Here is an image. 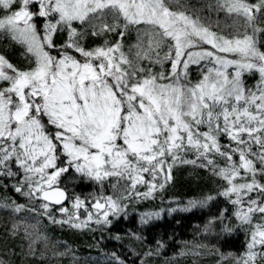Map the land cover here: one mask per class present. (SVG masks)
Masks as SVG:
<instances>
[{
	"label": "snow or ice",
	"instance_id": "obj_1",
	"mask_svg": "<svg viewBox=\"0 0 264 264\" xmlns=\"http://www.w3.org/2000/svg\"><path fill=\"white\" fill-rule=\"evenodd\" d=\"M215 6L230 16L233 33L213 31L196 6L171 0H0V35L23 43L27 59L18 66L0 53V177L28 201L4 197L3 207L39 210L77 228L111 225L128 215L133 197L162 189L173 164L193 152L187 162L199 163L220 184L184 207L224 197L229 206L204 230L218 225L230 233L234 218L248 231L237 264H264V0H216ZM130 26L137 39L125 51ZM109 34L118 38L109 41ZM88 36L104 37L103 43L86 46ZM201 61L210 66L193 81L189 66ZM246 73H258L251 86ZM69 168L100 185L94 211L83 219L85 200L60 186ZM109 177L116 181L106 193ZM138 184L147 185L145 193L136 191ZM69 198L71 213L62 203ZM52 202L66 221L51 214ZM159 215L141 213L140 223ZM22 222L11 225L12 235ZM37 224L24 234L39 238ZM130 235L147 240L143 228Z\"/></svg>",
	"mask_w": 264,
	"mask_h": 264
},
{
	"label": "trees",
	"instance_id": "obj_2",
	"mask_svg": "<svg viewBox=\"0 0 264 264\" xmlns=\"http://www.w3.org/2000/svg\"><path fill=\"white\" fill-rule=\"evenodd\" d=\"M171 3L175 6L183 4L196 6L201 20L212 26L215 31L230 34L231 29L235 27L230 16L215 6L216 0H171ZM208 3L213 6L206 7ZM189 11H192V8ZM117 38L110 34L107 39L112 41ZM126 38L128 36L124 37L123 44L124 48L128 49L131 40ZM103 40L104 37L88 36L84 43L86 46H94L103 43ZM25 47L20 41L0 35V53H4L18 66L27 63ZM207 67L205 61H201L200 65H190V78L193 81L199 79L201 70H206ZM245 78H249L250 83ZM257 78L258 73L247 74L244 77L248 86ZM185 153L194 155L191 152ZM187 167L189 166L178 165L172 168V180H168L163 189L158 187V191H155L154 196L148 200L142 196L133 197L128 205V215L117 217L113 219L111 225L103 227L96 225L94 221L89 222L90 226L84 228H77L67 222L53 223L39 210L32 212L30 208L22 209L18 213L6 210L3 207L4 197L19 203L28 201L14 191L10 180L0 177V259L8 261L9 264H117L113 256L115 253L125 260L126 264H237L235 257L246 251L247 226L236 225L233 218L231 224L234 230L230 233L221 232L218 225L212 230H204L209 218L217 215L219 207L229 206L224 197L218 196L207 208L174 211L171 207L173 179L175 178L178 184V181L183 179L182 174ZM199 167L202 173L209 176V180L205 183L200 182L202 177L196 170L188 171L186 183L173 187L180 202L185 201L187 197L196 195L200 198L209 191L217 190L220 181L200 164ZM70 175L71 179L76 178L77 181L72 182L68 178ZM114 179L115 177L108 178L103 185L106 193L113 192L110 182L114 183ZM157 183L159 184L158 180ZM4 184H8L7 189L3 187ZM60 185L68 190L70 197L80 195L85 200L87 209L85 206L79 209L81 219L87 215L88 210L94 211L92 197L100 191L98 182L79 175L74 168H69L61 175ZM32 203L35 204L36 201ZM70 203L72 204L71 198L65 205L69 208V213L73 210ZM147 208L159 211L160 215L151 219L146 226H142L140 214ZM58 209L59 206H52L51 214L58 220L64 217L66 221L68 214L60 213ZM20 221L23 222L20 223L18 234L12 235L9 231L11 225ZM37 221L40 237L37 238L35 234L25 235L23 228ZM142 228L143 235L147 237L143 243L130 235L131 232H139ZM117 233L120 234V239L116 238ZM158 241L162 242V246ZM29 244L32 245L31 250ZM145 252L150 254L144 255ZM229 253L231 255H228Z\"/></svg>",
	"mask_w": 264,
	"mask_h": 264
},
{
	"label": "rangeland",
	"instance_id": "obj_3",
	"mask_svg": "<svg viewBox=\"0 0 264 264\" xmlns=\"http://www.w3.org/2000/svg\"><path fill=\"white\" fill-rule=\"evenodd\" d=\"M212 24H214V23H212ZM208 25V24H207ZM208 26H210V25H208ZM210 27H212V26H210ZM212 29V28H211ZM234 28H232L231 29V33H233V30ZM213 31H215L214 29H212ZM130 34L132 35V36H130ZM226 34H228V33H226ZM110 35V34H109ZM108 35V36H109ZM108 36H107V38H108ZM125 36H128V38H126V39H130L131 40V42H130V46L131 45H134L135 43H136V39H137V33H136V28H135V26H130V28H129V30L125 33ZM205 47H211L210 45H204ZM125 49V48H124ZM128 49H125V51H127ZM206 62V61H205ZM207 64H208V66H210V64H209V62H206ZM190 65H192V64H190ZM168 67V65L166 64L165 65V68H167ZM228 71L229 72H231L232 71V69H231V67H229V69H228ZM248 73H246L245 75H247ZM247 81H249V83H250V79L249 78H245ZM258 79V78H257ZM256 80V79H255ZM255 80L251 83V85L253 84V83H255ZM250 85V84H249ZM222 142H224V140H223V138H222ZM191 153H193V152H191ZM194 156H195V154L193 155V154H190V153H184L183 154V160H184V162H177V163H175V164H173V166H172V168L174 169V167H177L178 165H188L189 167H187V169L184 171V173L182 174L183 175V179L182 180H179L178 181V184L179 185H181L182 183H186V180H187V176L189 175L188 174V171H190V170H196L199 174H200V177H202L201 178V181L200 182H203V183H205V181L207 182L208 180H209V176L207 175V174H205L204 172L202 173V171H201V169H200V167H199V163H196V164H193V163H189V162H187V161H190L191 159H193L194 158ZM64 174V173H63ZM79 174V173H78ZM79 175H81V174H79ZM147 175V174H146ZM203 176H205V177H203ZM68 178L72 181V182H74V181H77V179L76 178H74V179H71V175L70 176H68ZM109 178H113V177H109ZM175 179V178H174ZM173 179V181H174V185L171 187L172 189H171V193H172V199L170 200L171 201V207L173 208V210L174 211H184V210H191V209H193V208H196V207H192V208H185L184 207V205H186L187 203H188V201L190 200V199H200V198H197V196L196 195H194L193 197H187L186 199H185V201H183V202H180L179 201V199H178V197H177V194H175L174 193V190H173V187L174 186H177L178 184H176L177 183V180H174ZM106 180H108V178L106 179ZM106 180L104 181V184H105V182H106ZM157 180L159 181V178H157ZM172 180V179H171ZM170 180V181H171ZM211 180V179H210ZM113 181H116V178L113 180ZM121 182H123V181H121ZM157 185H158V183H157ZM169 185L171 186V182H169ZM165 186V185H164ZM157 188H158V186H157ZM157 188L152 192V194L151 195H142V197H144V198H146L147 200L150 198V197H153L154 196V192L155 191H158L157 190ZM163 189V188H162ZM146 190H147V185H144V184H138L137 185V188H136V191L137 192H139V193H141V194H143V193H145L146 192ZM212 202H209V204H211ZM70 206H73V204H71L70 203ZM207 206L208 205H206V206H198V207H201V208H207ZM224 207V206H223ZM219 208H222V207H219ZM219 211V210H218ZM145 212H157V211H152V210H150L149 208H147V209H145L144 210V212L143 213H145ZM155 218V217H154ZM244 253V252H243ZM243 253H241V254H243Z\"/></svg>",
	"mask_w": 264,
	"mask_h": 264
},
{
	"label": "water",
	"instance_id": "obj_4",
	"mask_svg": "<svg viewBox=\"0 0 264 264\" xmlns=\"http://www.w3.org/2000/svg\"><path fill=\"white\" fill-rule=\"evenodd\" d=\"M63 187V186H61ZM66 189V188H65ZM67 191V190H66ZM68 192V191H67ZM68 201V199L64 200L62 203L65 204ZM52 205H60V204H56L55 202H52Z\"/></svg>",
	"mask_w": 264,
	"mask_h": 264
}]
</instances>
